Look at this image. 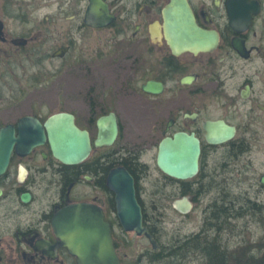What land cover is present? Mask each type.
<instances>
[{
    "label": "flooded vegetation",
    "instance_id": "1",
    "mask_svg": "<svg viewBox=\"0 0 264 264\" xmlns=\"http://www.w3.org/2000/svg\"><path fill=\"white\" fill-rule=\"evenodd\" d=\"M61 113L89 135L79 163L52 154ZM176 134L193 177L157 165ZM130 198L154 245L123 226ZM78 203L119 264H264V0H0V264H78L53 225Z\"/></svg>",
    "mask_w": 264,
    "mask_h": 264
},
{
    "label": "water",
    "instance_id": "2",
    "mask_svg": "<svg viewBox=\"0 0 264 264\" xmlns=\"http://www.w3.org/2000/svg\"><path fill=\"white\" fill-rule=\"evenodd\" d=\"M188 25H191L190 29L195 36L202 35L203 32L194 24L187 23L173 24V32H179ZM193 45L204 47L199 40L193 42ZM45 126L53 156L61 163H78L88 155L91 148L88 134L76 128L71 116L54 115ZM99 129L95 145L110 144L116 136V124L112 122L108 127L105 120H101ZM209 138L211 143H217L226 137L211 134ZM199 153L197 139L185 134H176L160 143L156 161L159 169L166 175L185 179L197 173ZM128 203L129 207L124 205L120 212L123 226L127 230H135L138 234L145 233L150 237L141 226V215L134 198H130ZM179 203L185 202H174V207L178 210ZM53 225L59 240L76 257L78 264H119L108 229L101 225L97 217L89 214L84 204H75L60 212Z\"/></svg>",
    "mask_w": 264,
    "mask_h": 264
},
{
    "label": "rangeland",
    "instance_id": "3",
    "mask_svg": "<svg viewBox=\"0 0 264 264\" xmlns=\"http://www.w3.org/2000/svg\"><path fill=\"white\" fill-rule=\"evenodd\" d=\"M173 216H174V219L175 221L177 222L178 221V218L175 216V214L172 212ZM169 218H171V216H169Z\"/></svg>",
    "mask_w": 264,
    "mask_h": 264
},
{
    "label": "trees",
    "instance_id": "4",
    "mask_svg": "<svg viewBox=\"0 0 264 264\" xmlns=\"http://www.w3.org/2000/svg\"><path fill=\"white\" fill-rule=\"evenodd\" d=\"M188 251H189V249H188Z\"/></svg>",
    "mask_w": 264,
    "mask_h": 264
}]
</instances>
